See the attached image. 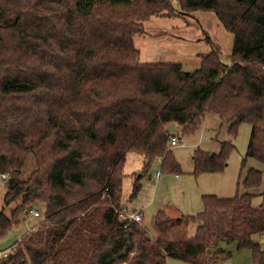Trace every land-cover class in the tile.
Segmentation results:
<instances>
[{
  "label": "trees",
  "instance_id": "16d2710c",
  "mask_svg": "<svg viewBox=\"0 0 264 264\" xmlns=\"http://www.w3.org/2000/svg\"><path fill=\"white\" fill-rule=\"evenodd\" d=\"M177 1L0 0V173L10 175L3 202L14 204L11 216L0 209V238L34 204L44 209L0 264H210L229 256L220 242L264 264V241L255 238L264 237V167L241 180L246 189L262 186L257 204L246 191L204 194L195 215L157 210L161 233L197 221L185 240L153 238L140 222L123 227L117 218L128 152L179 170L171 123L184 136L215 114L232 139L248 123L242 166L247 158L264 166V0ZM194 10L214 12L232 32L227 61L208 36L210 51L193 71L140 60L134 37L144 21ZM233 148L225 141L218 152L194 150L193 172L222 171ZM28 152L35 168L22 180ZM139 188L137 178L132 196Z\"/></svg>",
  "mask_w": 264,
  "mask_h": 264
},
{
  "label": "rangeland",
  "instance_id": "374dc122",
  "mask_svg": "<svg viewBox=\"0 0 264 264\" xmlns=\"http://www.w3.org/2000/svg\"><path fill=\"white\" fill-rule=\"evenodd\" d=\"M170 1L177 7V0ZM143 35L141 33L134 37L136 47L142 51L139 56L141 61L146 60L144 53L151 47L148 39ZM222 60L227 61L228 59H226L225 55H222ZM184 69L193 71L195 68ZM227 128L228 123L223 122L215 114H207L194 132L184 136H181V128L177 126L174 132L181 143L171 147L173 156L179 164V170L176 173L162 170L159 158L151 160L148 164L145 157L138 152L130 151L127 153L122 169L121 205H125L129 209L142 210L144 220H141L140 223L147 227L148 235L153 238L159 236L168 240H185L194 234L197 221L184 223L168 232L161 233L157 231L154 226V215L157 210H164V204H168L172 208L170 212H166V215L177 217L181 214L195 215L201 212L203 210L202 195L204 194L232 197L249 191L254 194L253 203L257 204L261 201L262 186L246 189L241 184V180L248 168L262 169L264 167L262 163L253 158H247L242 166L251 126L245 122L241 123L238 127L237 135L233 139L228 134ZM225 141H232L234 144V148L228 155L225 168L218 172L195 174L192 162L194 150L202 149L218 152L221 142ZM34 168L33 153L28 152L20 169L19 178L22 180L26 179ZM156 172L162 173L161 177L156 178L157 180H155ZM137 178L140 182V188L132 196L133 182ZM239 180L240 184L238 185L237 182ZM0 186V209L8 216H11L14 204L6 205L3 202L5 180L1 176ZM33 208L38 209L42 216L44 209L41 204H34ZM41 216L34 217L30 213L20 216L18 221L13 222L10 230L0 238V251L10 252L12 244L37 224ZM255 238L260 240L258 236ZM219 247L228 252L229 256L210 264H253L251 251L248 248H237L235 242H220ZM166 263L191 264L171 257H166Z\"/></svg>",
  "mask_w": 264,
  "mask_h": 264
},
{
  "label": "crops",
  "instance_id": "0c3cea01",
  "mask_svg": "<svg viewBox=\"0 0 264 264\" xmlns=\"http://www.w3.org/2000/svg\"><path fill=\"white\" fill-rule=\"evenodd\" d=\"M143 24V36L151 46L144 53L146 62L179 63L183 68L194 69L200 65L202 55L210 51L206 36L219 45L225 57L232 51L233 34L212 11L194 10L173 16L154 15ZM139 52L142 53L140 49ZM159 177L155 176V180ZM164 210L170 212L172 208L164 204ZM142 215L143 221V212ZM259 239L264 241V237Z\"/></svg>",
  "mask_w": 264,
  "mask_h": 264
},
{
  "label": "built area",
  "instance_id": "2783aa9c",
  "mask_svg": "<svg viewBox=\"0 0 264 264\" xmlns=\"http://www.w3.org/2000/svg\"><path fill=\"white\" fill-rule=\"evenodd\" d=\"M180 143L181 142L178 140L177 136L174 135L171 137L170 147L176 146ZM160 175H162L161 172H156L155 176L159 177ZM0 176L6 182L10 175L8 173H0ZM30 214L34 217H37L40 215V212L37 209H31ZM117 218L122 223V226L126 227L132 221L140 222L143 218V215H142L141 210L138 211L134 209H129L125 205H121L117 211ZM8 252L9 251H0V258L5 257Z\"/></svg>",
  "mask_w": 264,
  "mask_h": 264
},
{
  "label": "water",
  "instance_id": "95a60500",
  "mask_svg": "<svg viewBox=\"0 0 264 264\" xmlns=\"http://www.w3.org/2000/svg\"><path fill=\"white\" fill-rule=\"evenodd\" d=\"M174 128H175L174 123H171L170 125H168V126L166 127V131H167V132H169V131H173ZM212 153H213V152H212ZM15 176H18V173H16Z\"/></svg>",
  "mask_w": 264,
  "mask_h": 264
}]
</instances>
